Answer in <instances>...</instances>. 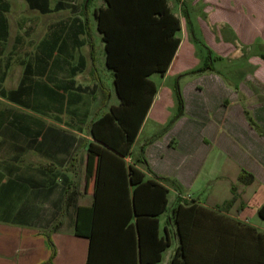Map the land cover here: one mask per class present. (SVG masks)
<instances>
[{
    "label": "crops",
    "instance_id": "obj_1",
    "mask_svg": "<svg viewBox=\"0 0 264 264\" xmlns=\"http://www.w3.org/2000/svg\"><path fill=\"white\" fill-rule=\"evenodd\" d=\"M95 1L100 3L98 6L92 4L93 14L97 8L104 7V0ZM167 1L172 13L180 20L181 31L178 37L181 42L168 71L165 75H161L163 80L169 73H177L183 69L182 61L186 50L192 48L190 41L183 39L184 17L181 3H177L176 0ZM56 2L57 0L55 3L50 0L53 11L46 14L31 9L29 5L28 7L49 18H53L51 15L55 13L71 9L68 7L56 11L54 10ZM203 2L209 20L219 21L222 26L230 29L238 43L264 45V0H203ZM84 9L85 5L83 11ZM219 9L229 10L233 15L221 19L214 15ZM8 13H6L7 18ZM74 19L76 18L73 17ZM73 20L68 23L69 26L67 23L59 22L51 24L34 54L27 59L25 65L28 62L45 59L40 70L45 69L42 81L47 84L28 86L31 89L28 105L13 102L0 94V264H87L88 262L90 239L77 235L75 229L78 208L92 207L95 201L97 158H92L88 152V144L94 139L91 134L83 131L79 126L81 122L77 119L75 121L79 127L69 126L70 121L59 114L61 108L58 109L59 102L55 100L56 96L53 92L56 84H61L58 82V77H62V72L63 76L67 77L68 72L72 74V71L78 70L76 75L71 77L75 80L74 86L79 87L78 78L90 67V45L86 39L85 21L78 17V30L73 33L71 29ZM95 25L97 28L96 20ZM10 29L9 21V35L7 40L2 41L0 50L9 40ZM56 37L59 39L57 49L53 50L51 43L46 49H39L40 43L45 38L54 43ZM3 56L4 53H0V60H3ZM259 57L256 56L253 60L259 59L264 63ZM83 62L85 67L81 68ZM37 66L38 64H36L37 72L32 71L35 81H39L40 77ZM24 71L15 86L7 88L2 83L1 87L6 91L17 89L23 79ZM258 73L261 74V71L259 70ZM260 78L264 81L263 76ZM65 81L67 84V80ZM260 84L263 88L264 84L262 82ZM156 85L157 93L142 123L131 155L124 158V168L109 170L112 171V176L107 186L112 190L124 187L129 192L128 199L131 200L134 186L130 184L127 174L129 167L134 166L145 174L146 179L157 180L169 189L168 210L160 215L159 222L160 237L169 236L171 245L163 252L162 260L157 264H170L171 258L178 249L180 241L172 213L179 204L182 206L195 204L210 211L206 214V221L200 226L197 224L199 227L196 229L193 228L199 236H203L194 239L190 246L191 257L198 264H264V219L258 212L264 204L263 101L254 104L255 107L258 106L257 119L252 116L247 117L246 103L243 116L231 119L243 124L244 141L238 149L241 158L236 166H228L230 158L224 157L225 151H222L220 156L223 168L217 179L222 182L223 188L228 186V195L221 198L212 193L205 198L195 199L187 195L185 190L192 187L196 178L191 177L193 171L191 172L189 162L196 158L198 134L195 128L183 125L178 130L180 138L178 142L175 143V139L170 134L167 138H163L160 128L167 125L171 119L169 110L175 105L172 98L174 92L164 84L162 87ZM67 86L71 90L72 85ZM243 91L245 93V88ZM61 93L66 96V93ZM39 96L45 98L44 103H39ZM116 97V102L111 105L119 104L120 100L118 96ZM235 97L232 101H226L225 110L218 122H227L230 116L235 114L231 112V109L237 105L238 98ZM69 103H66L64 110ZM108 111L109 109H106L104 113ZM179 121L180 119L175 121L168 132H171ZM145 131L146 141L140 144V154L134 156V148ZM251 131L255 135L250 134ZM176 147L180 148V153H176L175 159L170 161V168L153 165V158L159 159L164 150L172 149L176 152ZM142 159L146 160L148 168L141 163ZM243 170L254 175V181L249 185L242 184L238 180ZM159 178L174 180L180 189ZM233 186L236 187L238 199L231 208L226 209L224 203L233 197ZM121 202L127 204L125 200ZM102 204L106 205L105 209L109 212L95 217L93 261L97 264H140L136 218L132 217L124 223L117 224L113 218L114 210L120 208V200L117 196L106 198L101 202ZM87 215L86 211L81 212V223L86 220ZM56 224L58 228L51 232ZM48 232H51V240L56 249V256L51 261L49 259L52 245Z\"/></svg>",
    "mask_w": 264,
    "mask_h": 264
},
{
    "label": "trees",
    "instance_id": "obj_2",
    "mask_svg": "<svg viewBox=\"0 0 264 264\" xmlns=\"http://www.w3.org/2000/svg\"><path fill=\"white\" fill-rule=\"evenodd\" d=\"M26 1L31 9H37L42 14L53 11L50 7V0ZM92 1L86 0L84 4V29L90 45L93 70L96 72V65L93 63L95 46L91 37L89 13V6ZM104 1L105 6L95 10L94 16L97 22V30L102 35L105 44L106 65L113 72L115 89L120 102L89 124L90 134L94 141L88 144V152L92 158H97L95 201L92 207L78 208L79 213L75 232L79 236L90 239V254L87 264H97L93 261L95 256V217L98 214L109 212L105 209L106 205H101V202L113 195L114 197L117 196L120 200V208L114 210V220L118 224V222L124 223L128 219H132V217L136 218L135 228L139 235L140 264H157L162 260L163 252L171 245L169 236L167 238L160 237L159 222L160 215L168 210L169 189L157 180L146 179L145 174L134 166L129 167L127 174L130 184L134 186L131 200L128 199L129 192L124 187L112 190L107 186V183L112 176V171L109 170L124 168V158L131 155L132 147L142 123L157 93V85L151 80V76L154 74L163 76L168 71L181 42L178 37L181 24L180 20L172 13L167 0ZM176 2L181 3L187 27L194 43L198 44L199 40L191 12L185 7L184 0H176ZM68 7L70 6L67 4V0H57L54 10H63ZM10 8L8 0H0V47L2 41L7 40L9 35V20L6 13L10 11ZM60 35L62 36V34ZM56 38L54 43L45 38L40 43L39 49H46L50 46V43L53 50L57 49L59 39ZM222 58V56L217 55V59L221 60ZM261 58L264 60V53L261 54ZM44 63L45 59L28 62L25 65L24 76L19 87L15 90L6 91L0 84V94L13 102L28 105L27 100L31 91L28 86L30 84L36 86L47 85L42 80L35 81L32 73V71L37 72L36 64H38V75L39 78H42L45 69L41 71L40 68L43 67ZM84 67L85 62H83L81 68ZM206 68L207 64L191 72H186L178 78L180 79L190 73L201 72ZM77 71H72V77L76 75ZM2 80L3 78H0V82ZM67 85L74 86L75 80H69L67 84L66 81L56 84L53 90L56 101H65L66 97L61 92H64V94L70 92V87ZM173 92L177 98L178 112L173 119H170L168 126L172 125L184 113V101L179 80L175 82ZM105 97L103 107H106L108 103V95ZM141 163H144L148 168L145 159H142ZM159 179L180 189L174 180ZM238 180L242 184L249 185L254 181V175L243 170L239 174ZM232 193L233 197L224 203L226 209L231 208L238 199L235 186L232 187ZM121 200H125L127 204L121 202ZM83 211H86L88 215L86 220L81 223V212ZM207 212L210 211H206L195 204L189 206L179 204L173 209L172 220L177 226L180 243L171 258L170 264H198L191 257L190 246H192L194 239L197 240L199 237H203L199 236L195 229L206 221ZM258 212L260 217L264 219V204ZM57 228L58 225L56 224L51 232ZM193 228L195 229L193 230ZM51 232L47 233L52 245V254L49 261L56 256V249L51 240Z\"/></svg>",
    "mask_w": 264,
    "mask_h": 264
},
{
    "label": "rangeland",
    "instance_id": "obj_3",
    "mask_svg": "<svg viewBox=\"0 0 264 264\" xmlns=\"http://www.w3.org/2000/svg\"><path fill=\"white\" fill-rule=\"evenodd\" d=\"M8 1L11 6V10L7 14L11 24V33L8 42L0 50V53H4L3 60H0V78H3L0 84L3 83L7 88H11L17 84L23 75L27 59L34 54L37 45L46 35L51 24L58 22L68 24L75 17L76 19H74L75 21L73 20L74 23L71 29H73V33L78 30V17L85 21L83 6L86 0H67V4L72 10L55 13L51 15L53 18L41 15L37 10H30L26 0ZM55 1L52 0V3H55ZM73 1L74 3H72ZM99 3L93 0L89 6L91 37L95 46L93 63L96 65L97 71L93 70L92 61L90 60L89 69L78 78L79 87L73 86L70 92L65 94L66 102L62 101L58 104V109L61 108L59 114L70 121L69 126L77 127L78 124L75 121L77 119L81 122L79 126L87 134H90L89 124L91 121L104 114L106 109L110 110L114 106L111 104L117 100L113 72L106 65L104 42L96 28V19L93 16V6H98ZM184 4L191 12L199 43H194L184 18L183 39H188L193 49L186 50L182 61L183 69L177 73H169L164 80L160 74H155L151 77L159 87L164 84L171 89H173L175 82L179 80L180 91L184 101V113L178 118L180 121L177 126L171 132H168L169 129H172L173 124L170 126L168 124L164 125L163 128H160L161 135L165 139L170 134L176 143L180 139L178 130L183 125L195 128L198 134L197 154L195 160L189 162V167L191 172L193 171L191 177L193 179L196 177V182L194 181L192 187L187 188L185 192L195 199L205 198L212 193L225 198L229 193L228 186L223 188L222 182L217 179L223 168L220 156L222 151H225L224 157L230 158L228 166H236V163H240L241 156L238 149L244 141L243 124L238 120L235 122L231 119L243 116L245 103L247 104V117L252 116L257 119L258 106L255 107L254 104L262 101L264 104V87L262 88L260 84V82L264 84V81L260 78L261 76L264 78V63H262L261 59V61L259 59L253 60L254 57H261V54L264 53V45H243L238 43L235 39L236 36L230 29L222 26L219 21L209 20L203 0H184ZM73 6L77 9H74ZM230 13L232 12L229 10L219 9L216 10L214 15L222 19L233 15ZM217 55L224 58L219 60ZM205 64H207V68L203 71L190 73L180 79L178 78L180 75L203 67ZM258 64L259 67H257ZM260 64H262L261 67ZM259 70L261 74L258 73ZM71 76V72H68V76L64 77L62 72V77H58V82L69 81L68 79L71 80ZM38 80H42V78ZM223 87H226V89ZM243 88H245V93ZM107 95L108 103L107 108H105L102 105ZM235 95L238 98V101L236 99L237 105L231 109V112H235V114L231 115L227 122H218L223 110H225L226 101H232ZM172 98L175 105L169 110L171 119L178 112L177 98L174 94ZM44 100V97L39 96V103H44ZM67 102L70 103L67 104L64 110ZM251 133L255 135L253 131ZM146 137L147 133L145 131L134 148V156L140 154V144L146 141ZM176 149V152L172 149L170 151H162L161 154H163L159 159L153 158V165L170 168V161L175 159L176 153H180V148L176 147ZM195 171L196 173H194ZM188 177H190V173H188ZM219 185L221 186L218 187Z\"/></svg>",
    "mask_w": 264,
    "mask_h": 264
}]
</instances>
